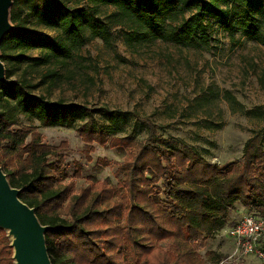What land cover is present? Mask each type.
I'll return each mask as SVG.
<instances>
[{"label": "trees", "instance_id": "16d2710c", "mask_svg": "<svg viewBox=\"0 0 264 264\" xmlns=\"http://www.w3.org/2000/svg\"><path fill=\"white\" fill-rule=\"evenodd\" d=\"M75 1L93 7H70L63 0H14L13 28L0 44L1 60L38 66L51 57L71 58L73 47L85 43L86 29L109 42L111 26L98 16L99 5L113 6L127 17L130 37L141 42L201 48L211 39L207 18H215L233 40L241 31L264 44V0ZM31 19L61 29L65 38L34 33ZM30 49H40L44 56L28 55ZM10 77L6 69L8 82H0V166L11 186L21 190L20 199L49 227L45 238L52 264H203L197 251L228 223H236L230 212L237 203L264 217L263 130L246 141L240 159L220 166L180 139L157 137L150 125L145 140L133 134L119 137L111 124L96 119L95 109L49 101L31 93L25 79ZM15 111L37 118L41 126L78 128L89 142H110L136 152L120 166L118 186L97 181L71 194L72 182L61 176L59 149L46 144L38 126L24 125ZM104 111L109 119H118ZM166 241L167 246H160ZM261 243L264 247V238ZM208 257L213 264L223 258L215 251ZM0 264H15L12 238L3 228Z\"/></svg>", "mask_w": 264, "mask_h": 264}, {"label": "rangeland", "instance_id": "374dc122", "mask_svg": "<svg viewBox=\"0 0 264 264\" xmlns=\"http://www.w3.org/2000/svg\"><path fill=\"white\" fill-rule=\"evenodd\" d=\"M63 2L70 7H93L87 1ZM97 12L111 26L109 42L86 29L85 43L73 47L71 58L51 57L38 66L4 62L9 80L25 79L31 93L49 101L95 109L96 119L111 124L119 137L133 134L145 140L150 125L157 137L180 139L220 166L240 159L246 141L264 131V44L241 31L233 40L222 20L215 18H207L211 39L201 48L172 41L141 42L130 37L132 23L115 7L99 5ZM30 28L46 38H65L61 29L40 25L35 19L30 20ZM27 54L44 56L40 49ZM105 109L118 119L105 116ZM15 113L24 125L38 126L43 141L59 149L61 176L65 183L72 182L71 194L97 181L118 186L120 166L136 152L110 142H89L78 128L41 126L37 118ZM230 213L231 221L237 223L249 211L237 203ZM231 226L228 223L199 248L203 264H213L210 251L222 255L219 264H264L255 255L235 253L236 242L228 235Z\"/></svg>", "mask_w": 264, "mask_h": 264}, {"label": "water", "instance_id": "95a60500", "mask_svg": "<svg viewBox=\"0 0 264 264\" xmlns=\"http://www.w3.org/2000/svg\"><path fill=\"white\" fill-rule=\"evenodd\" d=\"M14 0H0V44L13 28L10 8ZM0 82L7 83L6 68L0 58ZM20 189L12 187L0 166V228L12 236L15 264H52L43 225L34 208L23 202Z\"/></svg>", "mask_w": 264, "mask_h": 264}, {"label": "built area", "instance_id": "2783aa9c", "mask_svg": "<svg viewBox=\"0 0 264 264\" xmlns=\"http://www.w3.org/2000/svg\"><path fill=\"white\" fill-rule=\"evenodd\" d=\"M228 235L236 242V254L255 255L264 259L261 243L264 238V217L247 213L230 227Z\"/></svg>", "mask_w": 264, "mask_h": 264}, {"label": "crops", "instance_id": "0c3cea01", "mask_svg": "<svg viewBox=\"0 0 264 264\" xmlns=\"http://www.w3.org/2000/svg\"><path fill=\"white\" fill-rule=\"evenodd\" d=\"M230 217H231V213H230Z\"/></svg>", "mask_w": 264, "mask_h": 264}]
</instances>
